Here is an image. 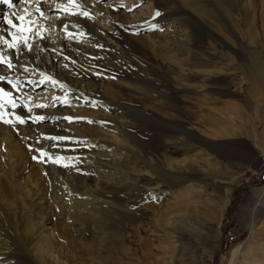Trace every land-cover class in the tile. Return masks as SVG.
<instances>
[{
    "label": "bare ground",
    "instance_id": "bare-ground-1",
    "mask_svg": "<svg viewBox=\"0 0 264 264\" xmlns=\"http://www.w3.org/2000/svg\"><path fill=\"white\" fill-rule=\"evenodd\" d=\"M202 1L11 0L9 7L0 0V21L16 25L0 22V121H7L0 122V264H114L102 244L109 237V245L132 238L142 244L140 256L123 247L126 257L117 264H205L221 237L242 167H263L264 130L258 129L264 123V57L257 62L254 56L264 53L263 39H257L264 34V0H213L218 9ZM237 6L248 31L242 36L228 25L233 41L226 40L218 18L234 22ZM34 19L39 24L29 23ZM184 20L202 32L208 28V47L229 51L230 67L248 59L244 80L260 97L253 98L243 81H220L222 68L209 67L215 57L206 55ZM235 47L245 55L236 58ZM108 61L134 66L150 74V82L157 77L173 84L164 101H144L124 79L103 81ZM181 91L198 96L192 102L197 112H191L196 125L171 119L187 113ZM144 127L160 133L140 156L131 137ZM171 147L182 157L167 156ZM144 181L148 191L162 182L168 191L176 188L169 209L148 207L153 210L147 214L126 208L125 192L146 190ZM250 198L242 213L249 235L225 264H264V186Z\"/></svg>",
    "mask_w": 264,
    "mask_h": 264
},
{
    "label": "rangeland",
    "instance_id": "rangeland-1",
    "mask_svg": "<svg viewBox=\"0 0 264 264\" xmlns=\"http://www.w3.org/2000/svg\"><path fill=\"white\" fill-rule=\"evenodd\" d=\"M210 1L212 2V4H211ZM202 2H203L202 3L203 5L206 3L207 8H210V9L216 8V9H218V5L215 4V2L213 0H203ZM257 3L258 2L255 1L256 5H257ZM240 7L241 6H237L236 7V12H239V13H238V16L233 17V21L234 22L230 23V20H229L228 23H225L224 21H222L221 19L218 18V21L220 22L219 30L221 32V34H219V36H221L222 38H224L226 40L227 39H231V41H233V39L231 38V36L227 32L228 25L229 26L230 25L236 26L239 30L241 29L240 32H241L242 36H245L247 34V32H245V30L248 31V27H244V26H247V24L245 23V18L240 14L241 13L240 10L242 9ZM149 8L151 9V6ZM239 8H240V10H239ZM203 17L207 18V16H203ZM184 22L186 24L189 23L186 20H184ZM193 23L194 22H190L189 25H190L191 29H193V32H194V35L196 36V38L200 40L199 45L203 41L204 42L203 47H204V51H205L206 55L211 54L213 57H215V59H214L215 62L213 61L214 63H208L209 67L212 64V66L214 68L212 66H211V68H213V69L217 68V66L222 68V74H221L220 81L222 80V77L227 76L229 81H231V80H233L235 82L237 81L238 84L240 83L239 81H241V83L243 81V84H244L243 88L251 89L249 84H246L247 81L244 80L245 79V75H247V71L248 70L250 71V69H251V65H250L248 59L245 60L243 65H240L239 67L237 66V60H236L234 62L235 64L232 67H230V63H229L228 57H226L227 54L230 53V52L221 49L222 48L221 46H220V48L216 47V44L214 45L213 52H212L211 51L212 49H210V47H208V45H207V42H209L208 39H206L207 38L206 36H207L208 28H205L207 31L204 30L202 32ZM195 23H197V22H195ZM207 24L210 25L211 23L207 21ZM221 24H223V25H221ZM210 29H211V31H214L213 29H217V28L210 27ZM260 37H261V40L263 39L262 43H264L263 42L264 41V34L259 32V36L257 37V39H260ZM206 40H207V42H206ZM253 40H255V35H253ZM188 43H189V45L192 44L190 41ZM241 49H239L238 47L234 48V51L236 52L235 53V57L236 58H240L241 56L245 55V53H243L244 50H241ZM236 50H238V52ZM260 52H256V54H255L256 56H254V57H258V59H256L257 62L262 61L263 57H264V53H262V52L260 53ZM225 53H227V54H225ZM184 55H186V54H184ZM187 56H189V55H187ZM96 60H97V58H96ZM222 60H224V61H222ZM188 62H190V66H193V65H196L197 61L194 60V57L191 54L189 56V58H188ZM101 63H103L102 60L100 62H94L93 65L97 66V65H100ZM255 63L253 62V66H254L253 69L256 66ZM257 64H259V63H257ZM105 66H106V69L103 71L104 74H105L103 76V81L107 82L108 85H111V84L115 85L116 81H121V79H124L128 83L134 84V86L138 90H140V91L134 90V93L135 94H140L139 98L144 100V101H147L149 98H153V97L156 98L158 101L159 100L160 101L161 100L164 101L165 96L169 93L170 87L173 84V82L163 81L162 78H157V77H154L153 81H151L152 82L151 83L150 81H148V77H147V75H149V78H150V74H145L144 75L143 72H141V74H140V72L134 66H131V65L121 66L120 63H118V62L112 63V64L109 65V61H108L107 64H105ZM245 68H247L248 70L245 69ZM217 69H219V68H217ZM255 70L256 69H254V71ZM157 79H159V80H157ZM146 80L148 81V83H146L147 82ZM158 81H161V82H158ZM213 82H216V81H213ZM155 87H157V88H155ZM165 89H167V91ZM258 92L259 91H256L255 89H253V91H252V89L249 91V93L251 94V96L253 98L260 97V92L259 93ZM177 95L183 97V99L186 100V103L183 104V108L186 110L187 113L179 111L178 113L173 114V118H171V119H173V121H175L176 123L182 124L183 126L184 125L187 126V125L194 124L193 123L194 121L192 119L193 116L191 115V112H194V111L197 112L196 109L193 106V103H195V100L198 99V96H196L194 94H191V93H187V92L185 93V92H182V91L179 92ZM208 95L210 97H214V95H212V94H208ZM252 101H253V99H252ZM190 103H192V104H190ZM175 105L177 106L178 104H175ZM135 107H138V106L137 105L134 106L133 109H135ZM140 108L141 107L139 106V110H140ZM143 113H142L143 114L142 117H144V115H145V118L149 117L150 120H148V121L152 120L151 119L153 117L152 115H150L147 112H143ZM198 114H201V113L198 111ZM148 121L146 122L145 125H148ZM194 125H196V124H194ZM263 125H264V123H262L259 126V129H258V130H260L263 127L260 130L261 132L264 130V126ZM144 129L146 130V132H145ZM144 129L142 131L143 134H141V133L137 134L136 133L135 135H133L135 138L131 137V140L133 139L131 141V145L135 148L134 150L137 153L140 154V156H142L144 153H146V152H148L150 150V147L152 146V144H154V140H156L155 137L158 136V134L160 133V131H157V134L155 133L156 136H153V132L150 133V130L147 127L146 128L144 127ZM147 130H149V131H147ZM146 133H148V135ZM173 150H174V152H173ZM175 151H176L175 147H173V148L171 147V148H168L167 152L166 151L165 152H166L167 156L170 155V157L172 156V158L179 159V157H182L181 154L175 153ZM263 159L264 158H262L263 167L261 168V170H255V169H248L247 170L246 169L247 168L246 165H244L242 167L243 172H242V178L240 179V182H239L240 186H238L239 188L234 192V195L232 196V200H231L230 206H229V208L227 210V215H226V217L224 218V220L222 222L221 229H220L221 237L217 240L218 244L216 243V247L214 248V250H211L209 254H207V253L205 254L206 255L205 256V258H206L205 259V261H206L205 264H225V260L227 259L228 255H229V252L234 248V246L237 243L241 242L243 239H245L249 235V230L245 227V224L243 223L242 213H243V210L245 208V205L248 203V200L251 199L250 197L253 195V192L256 190V188L258 190V189L261 188V186L262 187L264 186V161H263ZM134 161H136V159H134ZM138 163H139V161H138ZM73 166H75V165H73ZM137 166L138 165H135V167H137ZM161 167H163V166H161ZM75 169H73V176L74 177H79L80 175L77 173V171ZM77 179L78 178L75 179L76 182H77ZM166 180H167L166 177H162V181H166ZM145 183H146V181L141 182V184L143 186L142 188H144L146 190H143V189L142 190L141 189H132L131 188L130 191H126L125 192L126 194L128 192L127 197L125 199V201H126L125 205L128 206L126 208H129L130 206L131 207H135V208H137V207L138 208H142L143 210L146 211L147 214H150L152 212V211H150V210H153L151 208L156 209V211H157V209H159L160 212H162V211H164L166 209H169L168 203L171 200L172 194L176 191V188H175L174 191L172 190L173 191V193H172V191H168L167 190L166 184L164 182H162V184L159 185V188L157 190L148 191V186L146 185L148 183H146V184ZM180 189H181V187L179 189L177 188V190H180ZM165 192H167V193H165ZM146 194H148V195H146ZM129 195L130 196L132 195V196L130 197ZM135 195H140L141 196L139 203L138 202L136 203L137 197ZM131 201H133V202H131ZM132 203H134V204L132 205ZM156 206L158 208H156ZM148 207H151V208L149 209ZM146 208H148L149 211ZM143 218H144L143 219V224H147L148 223L147 218L146 217H143ZM141 237H145L144 233L141 234ZM109 238H111V237H109ZM109 238L108 239L106 238L107 241L105 240L104 242H102V244L105 246V248L108 247L107 249L109 250V254H111V256H112V263L117 264V262H116L117 259L123 260L126 257V252H123V249H124L123 247H128L130 250H132L133 252H136L140 256L139 250H140L142 244H139L135 239L132 238L130 241L126 240L125 241V245H121L120 244L121 242L120 243H118V242L114 243L113 242V245H109V244H112V239H111V241L108 242ZM211 245L212 244L209 243L208 247H211ZM101 251L105 253L106 250L104 251V249H102ZM211 253H212V256H211V258H209Z\"/></svg>",
    "mask_w": 264,
    "mask_h": 264
},
{
    "label": "snow or ice",
    "instance_id": "snow-or-ice-1",
    "mask_svg": "<svg viewBox=\"0 0 264 264\" xmlns=\"http://www.w3.org/2000/svg\"><path fill=\"white\" fill-rule=\"evenodd\" d=\"M3 2L6 3V4H8L9 7L12 6L11 0H3ZM98 2H100V0H98ZM102 2H105V3H106L107 0H102ZM37 11L39 12V15H40V16H45V15H47V13H45V12H43V11H40L39 8L37 9ZM82 15L85 16V17H87V16L89 15V13H88L87 11H84V12L82 13ZM159 15H160V13L157 12V13H156V16H159ZM18 19L21 20V21H23V20H24V17L21 16V17H18ZM0 22L6 23V24L10 25V26L13 27V28L16 27V25L13 24L12 21L9 20V19H7V18H4L3 21H0ZM29 23H30V24H39V20H38V19H34V20L30 21ZM64 27L67 29V28H68V25H64ZM9 47H11V45H10ZM18 51H21V49H18ZM11 67H13V65H12V64H9V68H11ZM4 79H5L4 77H0V81H2V80H4ZM14 87H15V86H14ZM0 91H2V90H0ZM16 119H17V121H19V123H21V124L25 123V121H24L23 119H21L20 117H17ZM39 119L43 120L44 118H43V117H39ZM67 119H71V118H67ZM0 122L7 123V121H0ZM90 123H91V122H90ZM11 126H12L13 128H15V124H13V125H11ZM17 131H18V129H17ZM30 150H31V146H30ZM44 155H45V153H44L42 150H40V156H44ZM33 159H34V160H37V159H39V158H38L37 156H33ZM49 159H52V158L49 157ZM45 162H46V161H45Z\"/></svg>",
    "mask_w": 264,
    "mask_h": 264
}]
</instances>
